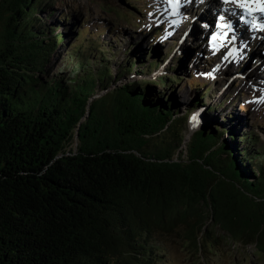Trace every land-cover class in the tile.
Here are the masks:
<instances>
[{"label": "trees", "instance_id": "16d2710c", "mask_svg": "<svg viewBox=\"0 0 264 264\" xmlns=\"http://www.w3.org/2000/svg\"><path fill=\"white\" fill-rule=\"evenodd\" d=\"M53 6L0 0V264H163V239L264 257V152L233 147L215 115L183 158L166 80L111 89L87 47L66 77L48 70L60 39L38 21Z\"/></svg>", "mask_w": 264, "mask_h": 264}, {"label": "rangeland", "instance_id": "374dc122", "mask_svg": "<svg viewBox=\"0 0 264 264\" xmlns=\"http://www.w3.org/2000/svg\"><path fill=\"white\" fill-rule=\"evenodd\" d=\"M158 1L52 0L54 6L42 9L38 21L49 27L47 33L53 28L51 35L60 39L59 47L51 54L47 69L66 77L72 68L67 69L65 65L67 54L77 46L87 47V53L95 51L92 52L93 59L99 61L94 66L107 62L110 74L117 77L116 85L119 87L166 80L162 81L165 85L157 86L156 92L164 99L174 95L173 99L171 97L174 110L180 112L179 117L186 120H182L179 126L183 140L180 154L183 158L187 159V148L200 128L195 125L190 136L192 117L195 115L198 118L199 110H202L200 120L204 119L202 125L205 130L211 121H215L216 115L222 125L221 130L229 126L227 135L223 134L228 143L233 147L236 145L238 150L248 147L251 151L263 154L264 97L261 94H264V86L260 82L264 79L259 77L258 67L262 64L264 69V58L259 55L260 42L246 41L247 52L226 65L227 47L218 52L213 50L209 39L212 33L205 34L202 28L205 25L202 20L196 19L197 15L193 14L187 22L184 20L185 27L174 24L173 20L170 22L163 17L153 16L155 11L157 14L162 13ZM198 9L201 8L195 10ZM193 11L188 13L184 9V13L189 16ZM202 11V16H208L209 19L212 8H203ZM162 21L173 28H179L177 36H168L169 26L161 25ZM63 35H66L64 40L61 38ZM262 50L264 55L263 47ZM80 54H76L77 59ZM130 67L132 69L128 70ZM97 91L100 92L99 89ZM198 101L202 106L198 105L192 113H188ZM252 132L256 134V139L248 142V134ZM76 147L77 140L72 144V149ZM239 153L242 154V151ZM254 160L259 159L255 157ZM160 248L163 249V264H206V260L207 264H264V257L256 254L254 244L244 246L238 241L235 244L220 243L213 250L214 255L206 252L202 254L190 246L182 251L168 242V239L162 240ZM189 249L193 250V254Z\"/></svg>", "mask_w": 264, "mask_h": 264}, {"label": "bare ground", "instance_id": "6f19581e", "mask_svg": "<svg viewBox=\"0 0 264 264\" xmlns=\"http://www.w3.org/2000/svg\"><path fill=\"white\" fill-rule=\"evenodd\" d=\"M214 1L215 0H204V2L201 3L200 0H195L194 4H191V5H188V6H183V7H184V9H186V12L191 13L193 10L197 9L198 7L201 8V9H203V8L204 9H208L209 7H212L213 4H214ZM200 3H201V5H200ZM157 5L162 8V13L161 14H157V11H155V12H153L154 15L152 14L153 16L161 17V18L163 17L165 20L167 19L170 22H171V20L176 21L178 25H181V26L185 27V24L182 21L183 20L182 18H184V17L188 18L190 16H189L188 13L187 14H186V12L184 13V9H181V11L175 10L174 9V5L175 4H169L168 0H159ZM235 5L236 4H226V5H223V7H233V8H235L236 7ZM214 13H217V11L216 10H212L209 19L204 20V21H206L208 23V25L210 26V29H209V27H205V26H202V28H203V30L206 29V33H209V31L212 29V27H214L215 32H219L221 34V36H222L223 32L227 31V29H218V28L215 27L216 23L214 21L217 20V17L215 18ZM184 20H186V19H184ZM225 22L226 21H220V23H225ZM161 25H163L165 27L169 26L168 30H169V33H171V35H168V36H171V38H174L175 36H177V32H178L179 28H177V29L173 28L169 24L167 25L164 21L161 22ZM247 26H250V25H247ZM193 29L196 30V28H194V27H193ZM260 31L261 30L259 28H254V27L251 28L250 32H247L246 30L242 29V30L238 31L237 34H236L237 37H238L237 41H235L233 43H230V44L226 43V42H223L224 46L220 48V51H222L223 48L228 46V45H230V48L237 46L239 41H244V40L256 41L257 37H258L257 33L260 34ZM191 36H192V32H191ZM221 43H222V41L218 38L215 41H212L211 44H212V46L213 45L219 46V45H221ZM213 48H214L213 50L216 51V47H213ZM260 48H261V45H260ZM245 50H246L245 48L242 49V52H244ZM216 52H218V51H216ZM234 52H237V49H235ZM260 56H262V55H260ZM225 64L228 65L227 64V60H226ZM258 69L260 70L259 77H262L264 79V69H263L262 64H261V66L259 64ZM260 84L262 86H264V81L260 82ZM117 87H119V86L116 85L115 88H117ZM261 95L264 97V94H261ZM195 121L193 120L192 121L193 123H191L190 136L193 134V131H194V126L193 125H194Z\"/></svg>", "mask_w": 264, "mask_h": 264}, {"label": "snow or ice", "instance_id": "6c2138e0", "mask_svg": "<svg viewBox=\"0 0 264 264\" xmlns=\"http://www.w3.org/2000/svg\"><path fill=\"white\" fill-rule=\"evenodd\" d=\"M201 3L204 2V0H200ZM169 4H175L176 6H188L195 3V0H168ZM218 3L221 5V11L217 16V22L215 27L218 29H227V31L223 32V35L219 32H213L212 35L209 37L210 42L215 41L216 39H220L222 41L221 45L216 46L213 45V47H216V51H220V48L224 46L223 42L226 43H233L237 41L238 37L235 34L237 31V28L235 27L232 17H237L240 22L246 23L248 25H252V21L245 20V16L243 12H238L237 8H227L223 7V5L226 4H236L238 8L244 9L247 11L248 14H251L253 11H258L260 13H264V0H218ZM256 4L258 5L257 8H252L251 5ZM220 21H226L225 23H220ZM173 23H177L176 21H173ZM205 27H209L208 25H205ZM259 28L261 31H264V24L259 25ZM171 35V33H169ZM231 51H229L228 55H231ZM227 58V56H225ZM192 119L195 121L197 117L194 115ZM195 127V124L193 125Z\"/></svg>", "mask_w": 264, "mask_h": 264}, {"label": "water", "instance_id": "95a60500", "mask_svg": "<svg viewBox=\"0 0 264 264\" xmlns=\"http://www.w3.org/2000/svg\"><path fill=\"white\" fill-rule=\"evenodd\" d=\"M203 129H205V128L201 127L200 129L197 130V132L202 131ZM197 132H196V133H197ZM196 133H195V134H196ZM195 134H194V135H195ZM77 147H78V142H77ZM77 147H76V149L73 150L72 152H68V153H66V156H74V155H76V154H77V153H76V151H77ZM134 153L136 154L137 157H141V154L136 153V152H134ZM212 176H214V177H216V178H218V179H221L219 176H215V175H213V174H212ZM218 179H217L216 181H218Z\"/></svg>", "mask_w": 264, "mask_h": 264}]
</instances>
